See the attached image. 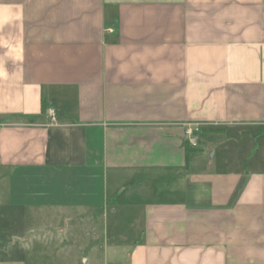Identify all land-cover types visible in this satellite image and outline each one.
<instances>
[{"label": "crops", "instance_id": "obj_1", "mask_svg": "<svg viewBox=\"0 0 264 264\" xmlns=\"http://www.w3.org/2000/svg\"><path fill=\"white\" fill-rule=\"evenodd\" d=\"M0 264H264V0H0Z\"/></svg>", "mask_w": 264, "mask_h": 264}, {"label": "built area", "instance_id": "obj_2", "mask_svg": "<svg viewBox=\"0 0 264 264\" xmlns=\"http://www.w3.org/2000/svg\"><path fill=\"white\" fill-rule=\"evenodd\" d=\"M48 114L51 120H54L55 113L54 110L49 108ZM198 130V125L192 122H187L184 124V138L188 142L189 145L194 144L195 142V134Z\"/></svg>", "mask_w": 264, "mask_h": 264}, {"label": "trees", "instance_id": "obj_3", "mask_svg": "<svg viewBox=\"0 0 264 264\" xmlns=\"http://www.w3.org/2000/svg\"><path fill=\"white\" fill-rule=\"evenodd\" d=\"M42 111H46V106L45 104H42ZM185 147L189 150V144L186 140H184Z\"/></svg>", "mask_w": 264, "mask_h": 264}]
</instances>
